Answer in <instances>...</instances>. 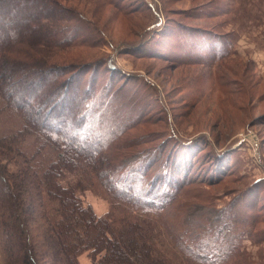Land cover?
Returning <instances> with one entry per match:
<instances>
[{"label":"trees","instance_id":"trees-1","mask_svg":"<svg viewBox=\"0 0 264 264\" xmlns=\"http://www.w3.org/2000/svg\"><path fill=\"white\" fill-rule=\"evenodd\" d=\"M36 1L29 5L41 17L27 13L21 22L28 28L18 23L14 41L0 32V264H83L82 257L84 264H255L241 237L263 218L236 212L242 198L215 209L203 184L189 177L192 141L175 134L165 146L140 145L148 141L131 130L145 122L148 98L115 87L111 60L49 68V56L83 46L99 32L58 0ZM199 33L191 39L210 49L216 36ZM22 65L24 78L44 66L37 76L54 86L24 105L9 85L19 79L13 66ZM100 68L108 72L103 85ZM46 95L50 108L43 105ZM220 167L213 164L209 174ZM86 190L108 200L106 215L84 203ZM200 204L216 214L201 216L192 228L186 211Z\"/></svg>","mask_w":264,"mask_h":264},{"label":"rangeland","instance_id":"rangeland-1","mask_svg":"<svg viewBox=\"0 0 264 264\" xmlns=\"http://www.w3.org/2000/svg\"><path fill=\"white\" fill-rule=\"evenodd\" d=\"M44 1L48 0L37 6ZM58 1L99 33L89 28L92 40L49 56L53 60L49 68L111 60L117 68L112 75L115 87L148 98L141 115L145 122L131 130L148 141L140 145H164L175 134L192 141L194 168L189 177L203 184L215 209L242 198L236 212L263 218L249 228L250 234L242 235L241 245L255 264H264V0ZM31 9L29 0H0V32H5L6 40L14 41L11 33L18 23L28 26L21 22L27 13L34 19L40 16ZM35 24L32 21L30 28ZM201 30L217 38L210 49L191 39L195 31L202 39L209 38ZM13 68L19 79L9 83L10 94L23 105L32 94L54 87L46 76L38 77L44 66L33 73L40 74L32 76L35 79L20 76L25 65ZM107 74L106 68L99 69L102 85ZM47 97L43 105L50 108ZM213 164L223 169L209 174ZM81 196L98 216L109 212L110 204L101 194L86 190ZM215 214L200 204L186 211L185 220L196 228L201 216Z\"/></svg>","mask_w":264,"mask_h":264}]
</instances>
